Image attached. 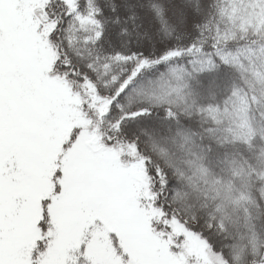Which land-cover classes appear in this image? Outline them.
<instances>
[{
  "label": "snow or ice",
  "instance_id": "snow-or-ice-1",
  "mask_svg": "<svg viewBox=\"0 0 264 264\" xmlns=\"http://www.w3.org/2000/svg\"><path fill=\"white\" fill-rule=\"evenodd\" d=\"M0 264H264V0H0Z\"/></svg>",
  "mask_w": 264,
  "mask_h": 264
}]
</instances>
